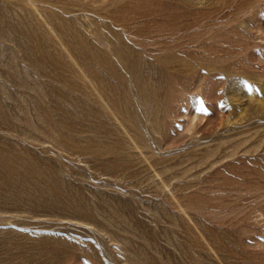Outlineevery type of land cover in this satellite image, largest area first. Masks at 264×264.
Instances as JSON below:
<instances>
[{"label": "rangeland", "instance_id": "1", "mask_svg": "<svg viewBox=\"0 0 264 264\" xmlns=\"http://www.w3.org/2000/svg\"><path fill=\"white\" fill-rule=\"evenodd\" d=\"M0 195V264H264V0H0Z\"/></svg>", "mask_w": 264, "mask_h": 264}, {"label": "bare ground", "instance_id": "2", "mask_svg": "<svg viewBox=\"0 0 264 264\" xmlns=\"http://www.w3.org/2000/svg\"><path fill=\"white\" fill-rule=\"evenodd\" d=\"M60 92V91H59ZM61 93V92H60ZM81 94V93H80ZM79 95V94H78ZM61 107H59L58 108V110H60L61 111ZM63 114V113H62ZM65 121V122H64ZM64 121H62V120H60V119H55V118H53V119H51V124L55 127V128H57V129H59L60 127H65L64 126V123L65 124H67L68 122H67V120L65 119ZM67 122V123H66ZM68 129H69V131L71 132V127H70V125H69V127H67ZM96 153V152H95ZM99 154V153H98ZM12 162V161H11ZM22 162H25V161H22ZM4 163V162H3ZM30 163V162H29ZM21 164V163H20ZM28 164V163H27ZM26 163H25V165H27ZM34 164V163H33ZM24 165V164H23ZM9 171H11L10 169H9ZM38 171V170H37ZM8 172V171H7ZM11 173H13L14 174V172H10V174ZM51 174V173H50ZM54 175V174H53ZM9 176H11V175H9ZM32 176V175H31ZM29 177V176H28ZM37 179V178H36ZM3 186V185H2ZM9 190V189H8ZM16 193V192H15ZM8 194V193H7ZM6 194V195H7ZM25 194V193H24ZM6 195H0L1 197H3L4 198V196H6ZM9 197V196H8ZM36 197V196H35ZM24 198V197H23ZM5 199H7V198H5ZM3 200V199H2ZM36 200V199H35ZM5 201V200H4ZM6 202V201H5Z\"/></svg>", "mask_w": 264, "mask_h": 264}]
</instances>
